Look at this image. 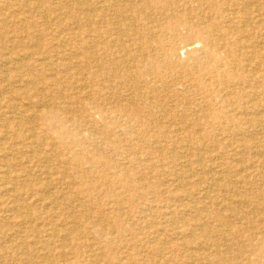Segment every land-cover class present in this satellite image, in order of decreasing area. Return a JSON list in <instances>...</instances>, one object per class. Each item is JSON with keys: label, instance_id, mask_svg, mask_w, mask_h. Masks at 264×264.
Returning a JSON list of instances; mask_svg holds the SVG:
<instances>
[{"label": "rangeland", "instance_id": "rangeland-1", "mask_svg": "<svg viewBox=\"0 0 264 264\" xmlns=\"http://www.w3.org/2000/svg\"><path fill=\"white\" fill-rule=\"evenodd\" d=\"M144 1L0 0V264H264V0L238 2L244 19L235 23L202 8L249 80L263 75L251 81L263 96L243 94L240 70L220 75L206 100L195 96L204 86L189 64L170 72L152 57L150 69L165 76L152 109L127 101L137 81L112 43L126 37L122 6ZM235 3L224 10L240 11ZM134 24L143 33L151 26ZM149 110L153 118L136 115Z\"/></svg>", "mask_w": 264, "mask_h": 264}, {"label": "bare ground", "instance_id": "bare-ground-1", "mask_svg": "<svg viewBox=\"0 0 264 264\" xmlns=\"http://www.w3.org/2000/svg\"><path fill=\"white\" fill-rule=\"evenodd\" d=\"M86 1V0H85ZM227 0H145L142 5V8L138 9L135 5L129 4V5H123L122 7V13L120 19H118L117 23L120 25L121 23L124 24V26H127L124 35H121V37L126 35V40L121 38H115L114 42L116 46H118V51L120 48H122V51L126 54L121 56L120 62L118 63L119 66H122L126 69V72L129 74V76L132 79H135L137 82L134 86L135 89L130 90L127 101L130 103H135L136 101H143L147 104L149 109L161 106V102L158 95L153 94L155 88V82H162L164 83L165 76L159 75L155 72V69H150V58L159 57V60L164 61V65L167 66V69L170 70V72H179V65L180 63H183L182 66L185 64L187 67V64L190 65V68L188 70H193L194 73L196 72V78L197 80L203 85V88H198L199 92H195V96L198 95H205L206 100L208 97H210L211 94L209 88L215 83V80L220 79V75H224L227 73H230L233 78L234 76L237 77V73L240 70H244V79L241 81V85L243 86V93L244 95L246 93L253 94V98L258 95L259 89L255 88L251 85V81L254 79L257 81L262 77V74L254 73L252 75V79L249 80V73H247V64L246 62H240L236 60V57L234 55H231V52L224 51V48H226L225 44L222 43L223 39L216 38L215 32H214V24L213 20L208 18L209 16H205L202 13V8L205 6H208L210 8V11H215L216 13L222 14V17L219 19L225 18L227 20V23H235V21H238L239 19H244L243 15V9L242 7H247L252 4V0H232L233 3L238 5V2H240L243 6L240 8L238 5V10L233 9L230 12H226L228 10H224L223 3ZM102 2V1H101ZM100 2V3H101ZM99 3V4H100ZM133 3V2H132ZM239 3V4H240ZM102 4V3H101ZM232 4V3H231ZM255 5V4H254ZM262 5V4H261ZM38 6V5H37ZM252 6V5H251ZM39 7V6H38ZM113 7V6H112ZM259 7V6H258ZM264 7V6H263ZM251 8V7H250ZM40 9V7H39ZM182 9H187L188 13L184 14L182 12ZM207 9V8H206ZM117 10V9H116ZM197 10H199L197 12ZM205 10V9H204ZM20 11V10H19ZM130 11L132 12V24L130 22V18H127L126 12ZM259 11V9H257ZM263 11V10H262ZM106 12V11H105ZM91 13V12H90ZM93 13V12H92ZM44 14V13H43ZM11 15V14H10ZM256 15V14H255ZM254 15V16H255ZM250 16V15H249ZM262 16V14H261ZM258 17V16H257ZM13 18V17H12ZM46 18V17H45ZM254 18V17H253ZM44 19V17H43ZM264 19V18H262ZM218 20V19H217ZM256 20V19H255ZM258 20V19H257ZM129 21V23L127 22ZM108 22V21H107ZM144 23V26L142 29L145 28L146 24H151V26L148 29V33H143L142 30L135 29L136 24L134 23ZM242 22V21H241ZM246 22V21H245ZM244 22V23H245ZM248 22V21H247ZM246 22V23H247ZM253 22V20H252ZM259 22V20H258ZM2 23V22H1ZM243 23V22H242ZM11 24V23H10ZM237 25V24H236ZM252 25V24H251ZM257 25V22H256ZM69 26V25H68ZM73 26V25H72ZM134 26L133 28H131ZM244 27V24H243ZM257 27V26H255ZM74 28V27H73ZM241 28V27H240ZM146 29V30H147ZM229 30V29H228ZM223 30L220 28L219 31V37H225L227 34V37L231 30ZM88 31V30H87ZM120 34H123V29L120 30ZM184 31L186 32L184 34ZM241 30H239L240 32ZM158 33V37L156 39H153L152 36ZM241 33V32H240ZM10 34V33H9ZM60 34V33H59ZM58 35V34H57ZM61 35V34H60ZM233 35V34H231ZM56 37V36H55ZM25 38V36H24ZM37 38V37H36ZM195 38L196 41H192L191 39ZM259 38V37H258ZM32 39V38H31ZM62 39V38H61ZM234 39V37H233ZM231 40V39H230ZM235 40V39H234ZM192 41V42H191ZM33 42V41H32ZM244 42V41H243ZM35 43V42H34ZM38 43V42H36ZM246 43V41H245ZM70 44V43H69ZM253 44V43H252ZM52 45V44H51ZM55 45V43H54ZM71 45V44H70ZM69 45V46H70ZM123 45V46H122ZM243 45V44H242ZM260 45V44H259ZM36 46V45H35ZM34 46V47H35ZM47 46V45H46ZM53 46V45H52ZM58 46V44H57ZM73 46V45H72ZM71 46V47H72ZM54 47V46H53ZM249 47V46H248ZM257 47V46H256ZM261 47V46H260ZM42 48V47H41ZM125 48V49H124ZM244 48V47H243ZM63 49V48H62ZM255 49V48H254ZM41 50V49H40ZM92 50V49H91ZM215 50V51H214ZM21 52V51H18ZM250 52V51H249ZM8 54V53H7ZM243 54V53H242ZM7 56V55H6ZM153 58V59H154ZM182 58H185V60H182ZM243 58V57H242ZM261 58V57H259ZM28 59V58H27ZM235 59V60H233ZM262 59V58H261ZM21 60V59H20ZM46 60V59H45ZM42 60V61H45ZM12 61V60H11ZM30 61V60H29ZM48 61V60H47ZM162 61V62H163ZM185 61V62H184ZM247 61V60H246ZM259 61V60H258ZM255 61V64L256 62ZM249 62V61H248ZM205 63V64H204ZM243 63V64H242ZM36 64V63H35ZM263 64V63H262ZM6 66V65H5ZM255 66V65H252ZM256 67V66H255ZM18 69V68H17ZM42 69V68H41ZM71 69V68H70ZM185 69V68H184ZM261 69V68H260ZM16 70V69H15ZM256 70V69H254ZM19 71V70H18ZM188 73V72H187ZM180 75L185 77L183 72H180ZM230 75V76H231ZM8 74H6V77ZM236 77L234 79H236ZM247 77V78H246ZM32 78V77H31ZM204 78V80H202ZM206 78V79H205ZM15 79V78H14ZM149 79V81H147ZM187 79V75H186ZM17 80V78L15 79ZM177 80V79H176ZM185 80V78H184ZM195 78H192L189 81L190 89L193 87H196L197 84L195 83ZM260 79V83H263ZM259 81V80H258ZM219 82V81H218ZM29 83V82H28ZM139 83V84H138ZM140 83H146L147 90L144 91L142 88H140ZM257 83V82H256ZM255 84V82H254ZM258 84V83H257ZM172 84H168L167 81H165V86L171 87ZM264 85V84H263ZM37 86V85H36ZM229 86V85H228ZM259 86V85H258ZM23 87V86H22ZM86 87V86H85ZM241 87V86H240ZM5 88V87H4ZM87 88V87H86ZM6 89V88H5ZM36 89V88H35ZM111 89V88H110ZM88 90V88H87ZM8 91V90H7ZM12 91V90H11ZM153 91V92H152ZM31 92V91H30ZM128 92V91H127ZM5 93V92H4ZM249 93V94H250ZM262 93V92H261ZM259 93V94H261ZM44 95V94H43ZM260 96H263L262 94ZM215 97V96H214ZM263 98V97H261ZM172 99V98H171ZM251 100V96H250ZM258 100V99H257ZM205 101V97L200 99L199 102H197L196 99V106L197 108L201 109L202 111V104ZM259 101V100H258ZM256 101V102H258ZM261 101H263L261 99ZM16 102V101H15ZM109 102V101H108ZM124 102V101H123ZM203 102V103H202ZM1 103V102H0ZM252 103V102H251ZM259 103V102H258ZM256 104L255 102L252 103L253 106L250 108L253 110V112H257V115L252 119V122H255V125H259L262 123L260 114L261 105L264 103L262 102ZM83 104V103H82ZM230 106H233V102H230ZM247 104V103H246ZM256 104V105H254ZM261 104V105H260ZM171 105V104H170ZM169 105V106H170ZM175 105V104H174ZM18 106V105H17ZM14 107V106H13ZM184 107V106H183ZM206 107V106H205ZM18 108V107H17ZM231 108V107H230ZM217 109V108H216ZM159 110V108H158ZM18 111V110H17ZM146 111V110H145ZM214 111V110H213ZM25 112V111H24ZM148 113H139L136 114L138 117L143 119L153 118V114L151 111H147ZM264 112V111H263ZM8 113V112H7ZM16 113V112H15ZM187 113V112H186ZM228 113V112H227ZM259 113V114H258ZM248 114V113H247ZM8 115H10L8 113ZM22 115V114H21ZM24 115V114H23ZM226 115V114H225ZM238 116V115H237ZM253 116V115H252ZM224 117V116H223ZM1 118V117H0ZM3 118V117H2ZM128 118V117H127ZM84 119V118H83ZM244 120V119H242ZM245 121V120H244ZM55 122V121H54ZM229 122V121H228ZM62 123V122H61ZM223 124V123H222ZM248 125V124H247ZM171 126V125H169ZM44 127V126H43ZM46 127V126H45ZM91 127V126H90ZM191 127V126H190ZM52 128V127H51ZM233 128V127H232ZM264 128V127H263ZM43 129V128H42ZM90 129V128H89ZM191 129V128H190ZM257 129V128H256ZM65 130V129H64ZM88 130V129H87ZM195 130V129H194ZM193 130V131H194ZM237 130V129H236ZM134 131V130H133ZM196 131V130H195ZM199 131V130H198ZM259 131V130H258ZM13 132V131H12ZM33 132V131H32ZM125 132V131H124ZM179 132V130H178ZM192 132V131H191ZM233 132V130H232ZM238 132V130H237ZM36 133V132H35ZM150 133V132H149ZM197 133V132H196ZM195 133V134H196ZM247 133V132H246ZM253 133V132H252ZM258 133V132H257ZM194 134V135H195ZM237 134V133H236ZM232 135V134H231ZM35 136V135H34ZM198 136V134L196 135ZM195 136V137H196ZM217 136V135H216ZM225 136V135H224ZM252 136V135H251ZM255 136V134H254ZM260 136V135H259ZM263 136V135H261ZM135 137V136H134ZM219 137V136H218ZM223 137V136H222ZM227 137V136H225ZM264 137V136H263ZM199 138V137H198ZM217 138V137H216ZM236 138V137H235ZM26 139V138H25ZM116 139V138H115ZM140 139V138H139ZM202 139V138H201ZM204 139V138H203ZM242 139V138H241ZM1 140V139H0ZM3 140V139H2ZM9 140V139H8ZM196 140V139H195ZM219 140V139H218ZM253 140V139H252ZM4 142V141H3ZM59 142V141H58ZM245 142V141H244ZM247 142V141H246ZM163 144V143H162ZM196 144V143H195ZM242 144V143H241ZM262 144V143H261ZM105 145V144H104ZM155 145V144H154ZM55 146V145H54ZM163 146V145H162ZM247 146V144L245 145ZM256 146V145H255ZM32 148V147H31ZM36 148V147H35ZM173 148V147H172ZM176 148V147H175ZM205 148V147H204ZM241 148V147H240ZM247 149L246 147H244ZM264 148V146H263ZM178 149V148H177ZM191 149V148H190ZM189 149V150H190ZM227 149V148H226ZM258 149V148H257ZM30 150V149H29ZM152 150V149H151ZM188 150V151H189ZM217 150V149H216ZM248 150V149H247ZM251 150V149H250ZM207 151V150H206ZM228 151V150H226ZM12 152V151H11ZM200 152V151H199ZM244 152V151H243ZM258 152V151H257ZM205 153V152H204ZM208 153V152H206ZM210 153V152H209ZM262 153V152H261ZM260 153V154H261ZM32 154V153H31ZM212 154V153H211ZM225 154V153H224ZM242 154V153H241ZM239 154V155H241ZM257 154V153H256ZM255 154V155H256ZM14 155V154H12ZM206 155V154H205ZM204 155V156H205ZM258 155V154H257ZM256 155V156H257ZM8 156V155H6ZM10 156V155H9ZM16 156V155H15ZM14 156V157H15ZM237 156V155H236ZM210 157V156H209ZM220 157V156H219ZM227 157V156H226ZM244 157V156H243ZM255 157V156H254ZM258 157V156H257ZM184 158V157H183ZM223 158V157H222ZM229 158V157H228ZM227 158V159H228ZM236 158V157H235ZM2 159V158H1ZM45 159V158H44ZM181 159V158H180ZM185 159V158H184ZM206 159V157H205ZM210 159V158H208ZM212 159V158H211ZM261 159L264 162V156H260L258 160ZM125 160V159H124ZM200 160V159H199ZM214 160V159H213ZM239 160V159H238ZM246 160V159H245ZM127 161V160H126ZM260 161V160H259ZM184 162V161H183ZM223 162V161H222ZM238 162V161H236ZM235 162V163H236ZM150 163V162H148ZM199 163V162H198ZM212 163V162H211ZM260 163V162H258ZM50 164V162H49ZM188 164V162H187ZM239 164V162H238ZM33 165V164H32ZM53 165V164H51ZM224 166L226 165L223 164ZM235 165V164H234ZM47 166V165H46ZM49 166V165H48ZM124 166V165H123ZM184 166V165H183ZM126 167V166H125ZM124 167V168H125ZM236 167V166H235ZM261 167V166H260ZM5 168V167H4ZM61 168V167H60ZM182 168V167H181ZM188 168V167H187ZM221 168V167H220ZM231 168V166H230ZM263 168V167H262ZM48 169V168H47ZM88 169V168H87ZM214 169V168H213ZM218 169V168H217ZM264 169V168H263ZM261 169V170H263ZM43 170V169H42ZM190 170V169H189ZM209 170V169H208ZM242 170V169H241ZM245 170V169H243ZM250 170V169H249ZM69 171V170H68ZM87 171V170H86ZM45 172H47L45 170ZM67 172V171H66ZM206 172V171H205ZM210 172V171H209ZM213 172V171H212ZM8 173V171H7ZM6 173V174H7ZM119 173V172H117ZM189 173V172H188ZM211 173V172H210ZM224 173V172H223ZM239 173V172H238ZM81 174V173H80ZM240 174V173H239ZM253 174V173H252ZM2 175V173H1ZM5 175V174H4ZM195 175V174H194ZM47 176V175H46ZM224 177V176H223ZM256 177V176H255ZM5 178V177H3ZM230 178V177H229ZM246 178V177H245ZM249 178V177H248ZM6 179V178H5ZM9 179V178H8ZM7 179V180H8ZM135 179V178H134ZM177 179V178H176ZM231 179V178H230ZM1 180V179H0ZM130 180V179H129ZM179 180V179H178ZM232 180V179H231ZM235 180V178H234ZM73 181V180H72ZM212 181V180H211ZM218 182V181H217ZM2 183V182H1ZM229 183V182H228ZM236 183V182H235ZM234 183V185H236ZM238 183V182H237ZM58 185V184H57ZM261 185V184H260ZM145 186V185H144ZM207 188V187H206ZM209 188V187H208ZM81 189V188H80ZM120 189V188H119ZM152 189V188H151ZM191 190V189H190ZM229 190V189H228ZM8 191V190H7ZM216 191V190H215ZM135 193V192H134ZM162 193V192H161ZM214 193V192H213ZM242 193V192H241ZM240 193V195H241ZM256 193V192H255ZM1 194V193H0ZM110 194V193H109ZM227 194V193H226ZM27 195V193H26ZM125 195V194H124ZM151 195V194H150ZM222 195V194H221ZM28 196V195H27ZM75 196V194H74ZM171 196V195H170ZM199 196V195H198ZM243 196V195H242ZM245 196V195H244ZM243 196V197H244ZM260 196V195H259ZM169 197V195H168ZM238 197V196H237ZM137 198V197H136ZM162 198V197H161ZM250 198V197H249ZM87 199V198H86ZM261 199V198H260ZM89 200V199H88ZM149 200V199H148ZM237 200V199H236ZM253 200V199H252ZM41 201V200H40ZM75 201V200H74ZM182 201V200H181ZM210 201V200H209ZM5 202V201H4ZM90 202V200H89ZM188 202V201H185ZM73 203V202H72ZM78 203V202H77ZM118 203V202H117ZM212 203V202H211ZM219 203V201H218ZM217 203V204H218ZM222 203V202H221ZM224 203V200H223ZM236 203V202H235ZM254 203V202H252ZM10 204V203H8ZM130 204V203H129ZM152 204V203H151ZM209 204V203H208ZM207 204V205H208ZM141 205V204H140ZM206 205V207H207ZM242 205V204H241ZM246 205V203H245ZM17 206V205H16ZM119 206V205H118ZM173 206V205H172ZM205 206V205H204ZM224 206V205H223ZM244 206V205H242ZM98 207V205H97ZM114 207V205H113ZM148 207V206H147ZM154 207V206H153ZM174 207V206H173ZM18 208V207H16ZM46 208V207H45ZM15 209V208H14ZM125 209V208H124ZM190 209V208H189ZM210 209V208H209ZM224 209V208H223ZM23 210V209H21ZM109 210V209H108ZM107 210V211H108ZM113 210V209H112ZM118 210V209H117ZM133 210V209H132ZM177 210V209H176ZM195 210V209H194ZM207 210V209H206ZM14 211V210H13ZM116 211V210H115ZM253 211V210H252ZM16 212V211H15ZM102 212V211H101ZM120 212V211H119ZM197 212V210H195ZM247 212V211H246ZM162 213V212H161ZM122 214V213H121ZM169 214V213H168ZM192 214V213H191ZM259 214V213H258ZM99 215V214H98ZM150 215V214H149ZM172 215V214H171ZM72 216V215H71ZM115 216V214H114ZM113 216V218H114ZM258 216V215H257ZM105 217V216H104ZM167 217V216H166ZM236 217V216H235ZM74 218V217H73ZM128 218V217H127ZM149 218V217H148ZM171 218V217H170ZM5 219V217H4ZM47 220V219H46ZM74 220V219H72ZM77 220V219H76ZM183 220V219H182ZM208 220V218H207ZM215 221V220H214ZM73 224V223H72ZM78 224V223H77ZM170 224V223H169ZM162 225V224H161ZM177 225L173 221L172 226ZM76 226V225H75ZM108 226V225H107ZM133 226V225H132ZM149 226V225H148ZM62 227V226H61ZM65 227V226H64ZM70 227V226H69ZM74 227V226H73ZM120 227V226H119ZM206 227V226H205ZM223 227V226H221ZM63 228V227H62ZM71 228V227H70ZM55 229V228H54ZM59 229V228H58ZM173 230L182 231L185 232V227L180 226H174L172 227ZM191 229V228H190ZM202 229V227H201ZM61 230V229H60ZM138 230V229H137ZM188 230V228H187ZM204 230V229H203ZM210 230V229H209ZM263 230V228H262ZM136 231V230H135ZM221 231V230H220ZM223 231V230H222ZM55 232V230H54ZM73 232V231H72ZM114 233V232H113ZM194 233V232H193ZM7 234V233H6ZM188 234V233H187ZM9 235V233H8ZM67 235V234H65ZM77 235V233H76ZM87 235V234H86ZM14 236V235H13ZM64 236V235H63ZM68 236V235H67ZM71 236V235H70ZM79 236V235H78ZM49 237V236H48ZM54 237V236H53ZM100 237V236H99ZM29 238V237H28ZM63 238V237H62ZM65 238V237H64ZM181 238V237H180ZM183 238V237H182ZM225 238V237H224ZM255 238V237H254ZM90 239V238H89ZM62 240V239H61ZM114 240V239H113ZM79 241V239H78ZM179 241V240H178ZM233 241V240H232ZM63 242V241H62ZM155 242V241H154ZM42 243V242H41ZM226 243V242H225ZM232 243V242H231ZM79 244V243H78ZM146 244V243H145ZM183 244V243H182ZM192 244V243H191ZM190 245V244H189ZM233 245V244H232ZM87 246V245H86ZM89 246V245H88ZM91 246V245H90ZM11 247V246H10ZM231 247V246H230ZM12 248V247H11ZM123 248V247H122ZM45 249V248H44ZM22 250V249H20ZM38 250V249H37ZM202 250V249H201ZM42 251V249H41ZM189 251H191L189 249ZM9 253V251H8ZM29 253V252H28ZM47 253V252H46ZM45 253V254H46ZM104 254V253H103ZM22 255V254H21ZM28 255V254H26ZM73 255V254H72ZM35 256V255H34ZM33 256V257H34ZM62 256V255H61ZM28 257V256H27ZM46 258V257H44ZM50 258V257H49ZM158 258V257H157ZM65 259V258H64ZM160 259V258H159ZM175 259V258H174ZM52 261V260H51ZM108 262V261H107Z\"/></svg>", "mask_w": 264, "mask_h": 264}]
</instances>
